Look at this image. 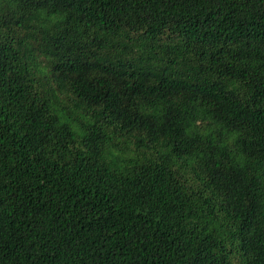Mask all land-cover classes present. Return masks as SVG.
I'll use <instances>...</instances> for the list:
<instances>
[{
    "label": "trees",
    "instance_id": "obj_1",
    "mask_svg": "<svg viewBox=\"0 0 264 264\" xmlns=\"http://www.w3.org/2000/svg\"><path fill=\"white\" fill-rule=\"evenodd\" d=\"M0 264H264V0H0Z\"/></svg>",
    "mask_w": 264,
    "mask_h": 264
}]
</instances>
